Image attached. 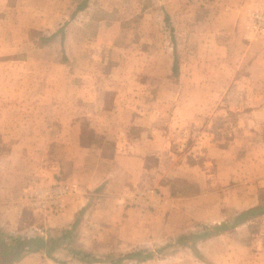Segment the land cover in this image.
<instances>
[{"label":"rangeland","instance_id":"374dc122","mask_svg":"<svg viewBox=\"0 0 264 264\" xmlns=\"http://www.w3.org/2000/svg\"><path fill=\"white\" fill-rule=\"evenodd\" d=\"M84 1L0 0V201L16 198V185L26 173V125L35 128L40 122L53 121L49 113L32 111L38 105L49 106L36 98L39 91L49 95L63 91L84 93L96 89L97 83L129 90L133 84L138 86L134 80L140 78H126L133 68L131 73H141L143 79L154 77L156 72L158 81L152 89L158 91V104H154L157 107L153 114H144L143 121L136 115L140 124L132 125L131 136L155 141L158 129L168 134L172 148L178 152L175 164L182 166L174 174L165 172L162 179L172 187L168 201L176 205L184 203L181 197L189 196L193 199L186 201L198 211H190V218H182L176 210L172 215L173 241L158 242L155 249L162 247L157 256L160 258L144 264H264V214L213 235L216 237L205 245L198 246L196 241L195 249L187 246L195 242L191 238L183 239L187 245L178 243L182 236L221 223L231 224L239 213L264 204V61L258 50L264 45H253L246 33L248 15L264 9V0H191L186 3L191 14L187 25L179 3L178 17L171 23L174 32L159 18L160 34L152 35L153 45H138L139 40L133 45L132 33L125 39L120 19L119 26L110 27L104 37L111 40L115 36V45L91 49L76 45L72 36V13ZM123 3L95 0L88 11L93 15L102 11L101 19L111 26V14L119 12ZM228 13L234 17L232 23L235 21L238 35L233 38L234 45L222 51L220 32L229 24ZM60 29L64 30L63 41ZM242 39L246 45H242ZM254 48L258 50L256 57ZM87 50L91 53L87 54ZM175 63L177 72L172 68ZM112 74L124 77L119 86L111 82ZM144 90L142 86L141 96L147 94ZM115 116L119 117L110 116L112 121ZM93 117L96 122H104L102 115ZM130 117L120 115L127 127L131 126ZM105 119L109 124V117ZM102 148L104 153L114 150L112 145ZM166 162L160 161L161 165ZM166 165L170 163L164 169ZM153 189L165 196L159 188ZM213 220L215 224H210ZM101 260H94V264H106Z\"/></svg>","mask_w":264,"mask_h":264},{"label":"crops","instance_id":"0c3cea01","mask_svg":"<svg viewBox=\"0 0 264 264\" xmlns=\"http://www.w3.org/2000/svg\"><path fill=\"white\" fill-rule=\"evenodd\" d=\"M94 1L85 0L82 4L84 7L78 6L71 16L73 42L84 48L115 45V36L111 37V40H105L104 37L110 27L116 29V25L119 26L120 19L123 22L125 39L132 33L133 45H136L138 40V45H153L152 35L160 34L159 18H163L172 29L171 32H174L172 21L178 17L176 6L179 3L182 5L179 11L186 18V25L191 18L186 4L191 0H114L124 3L119 5L120 13L116 10L114 15L111 14L110 17L114 18V21L110 22V26L101 19L102 11L94 12V15L88 11ZM161 9L162 15L159 13ZM255 11L248 15L247 38L253 40V45H264V32L256 31L252 27V13ZM227 16L229 24L220 32L222 51H226L228 45H234L233 38L238 35L235 32V21L232 23V13ZM188 26L191 30L192 26ZM63 31H58L61 41L64 39ZM216 32L219 33V30ZM190 33L188 30L187 35ZM171 42L174 45V35H171ZM238 43L241 45L239 41ZM242 45H246L243 39ZM258 50H261V60L264 61V48ZM258 50L253 52L254 57ZM87 52L90 54L91 50ZM86 60L90 62L88 56ZM174 62L173 60V64ZM255 62L257 61L252 62L253 67ZM262 66L264 67V64ZM134 69L131 70L130 66L131 71ZM131 71L126 74V78L134 79L137 75L140 78L134 80L138 86L133 84V89L129 90L118 84L124 77L112 74L111 82L119 87L112 88L111 84L97 83L96 89L90 88L84 93L63 91L57 92V95H49L38 92L36 98L49 103V106L38 105L37 109L33 107L32 111L36 110L35 113L39 114L49 113L53 121L40 122L35 128L26 125V173L16 185V198L0 201V241L24 242L38 238L44 241V246L21 250L20 256L12 264H94L92 258L109 254L123 255L145 249L152 252L153 257L139 261L144 264L160 258L157 257L160 250L155 249L158 242L163 244L173 241L175 221L172 220V215L176 210L182 218H190V211H198L192 209L190 201H186L193 199L189 196L181 197L184 203L188 202L186 204L178 202L175 205L173 202L172 205V202L168 201L169 195L172 197V187L162 179L166 173L174 174L177 168L182 167L175 164L178 152L172 148L168 134L164 132L163 135L162 129H158L160 131L157 132L155 141L151 138L131 136L132 125L140 124L136 121V115H140L139 120L143 121V115L153 114L154 108L157 107L154 104H158V91H153L152 88L159 76L155 72L152 74L154 77L143 79L141 73ZM261 78L264 90V74ZM142 86L146 88L145 96L140 95ZM134 88L139 90L135 91ZM262 96L264 97V91ZM122 114L131 115L130 127L120 119ZM94 115H102L104 122L94 121ZM112 115L119 117L115 116L112 121ZM108 117L109 124L105 119ZM154 127L152 124L151 128ZM135 128L138 127L133 129ZM154 131L153 129L152 132ZM105 145L114 146V150L104 153L102 147ZM164 160L170 163L165 169L163 167L167 162L164 165L160 163ZM153 162L157 164L153 165ZM56 183L77 184L80 193L69 198L65 207L60 210L37 211L30 206L27 199L30 192ZM153 187L159 188L165 196H160L158 190ZM210 224H215V221ZM215 237L198 240V246L205 245ZM198 248L201 254L209 258L206 251ZM129 263L137 261L126 260L120 264Z\"/></svg>","mask_w":264,"mask_h":264},{"label":"trees","instance_id":"16d2710c","mask_svg":"<svg viewBox=\"0 0 264 264\" xmlns=\"http://www.w3.org/2000/svg\"><path fill=\"white\" fill-rule=\"evenodd\" d=\"M84 5L80 6V8H83ZM178 68L175 63L174 65V71L177 72ZM259 214H264V204L260 205L258 207H253L250 208L242 213H239L238 216L234 217V221L231 222V224L228 223H221L220 225H216L215 227L212 228H207L205 227V230L199 233H192L190 235H185L180 237L178 243L187 245L186 243L183 242L184 238H191L195 242L192 245H187L190 246L191 248L195 249L196 248V241L211 237L216 234H220V232L224 231L225 229H229L231 227H235L239 223H243L246 221L249 217H253L255 215ZM26 243V244H25ZM24 246V248H21ZM28 246V247H27ZM41 246H44V241L42 239H28L24 242L21 241H14V242H1L0 241V264H12L14 260H16L20 254L21 250L23 249H28V250H33L35 248H39ZM160 251L162 250L159 249ZM197 253V252H196ZM114 257V258H112ZM153 253L150 251H147L145 249H140L137 251H132L123 255H118V256H112V254H109L105 257L102 258H92L95 261H99V259H102L101 261H105L106 264H120L123 263L126 260H134V261H144L148 258H152Z\"/></svg>","mask_w":264,"mask_h":264},{"label":"built area","instance_id":"2783aa9c","mask_svg":"<svg viewBox=\"0 0 264 264\" xmlns=\"http://www.w3.org/2000/svg\"><path fill=\"white\" fill-rule=\"evenodd\" d=\"M253 29L264 32V11L252 13ZM80 193V187L71 183H56L35 189L27 195L30 206L37 211L60 210L72 196Z\"/></svg>","mask_w":264,"mask_h":264}]
</instances>
